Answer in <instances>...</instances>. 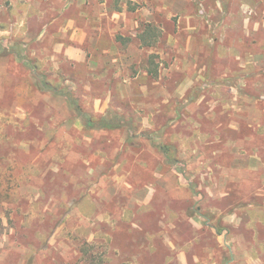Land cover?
<instances>
[{
    "label": "rangeland",
    "instance_id": "1",
    "mask_svg": "<svg viewBox=\"0 0 264 264\" xmlns=\"http://www.w3.org/2000/svg\"><path fill=\"white\" fill-rule=\"evenodd\" d=\"M191 223L264 264V0H0V264H178Z\"/></svg>",
    "mask_w": 264,
    "mask_h": 264
},
{
    "label": "crops",
    "instance_id": "2",
    "mask_svg": "<svg viewBox=\"0 0 264 264\" xmlns=\"http://www.w3.org/2000/svg\"><path fill=\"white\" fill-rule=\"evenodd\" d=\"M229 220L231 222L234 221L232 218ZM191 225L194 234L189 240H185L179 244L176 241L173 243L169 241L168 243L169 247L177 251L176 262L178 264H230L232 262L231 259L224 256L225 251L222 246L221 236H215L214 227H210L208 224L197 225L191 223ZM235 260L233 258V262Z\"/></svg>",
    "mask_w": 264,
    "mask_h": 264
},
{
    "label": "trees",
    "instance_id": "3",
    "mask_svg": "<svg viewBox=\"0 0 264 264\" xmlns=\"http://www.w3.org/2000/svg\"><path fill=\"white\" fill-rule=\"evenodd\" d=\"M158 31L156 30V27L153 26L150 23H147L144 25V30L138 35V39L141 46L149 47L153 46L158 41ZM87 123L90 125L98 124V126L103 127H110L112 126L107 121H104V119H101L99 121H95V119H92L90 117H87ZM210 227H213V225H209Z\"/></svg>",
    "mask_w": 264,
    "mask_h": 264
}]
</instances>
